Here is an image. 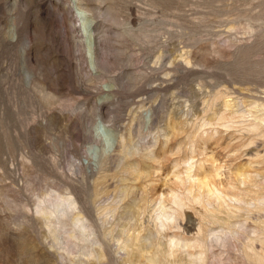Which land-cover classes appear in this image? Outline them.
Here are the masks:
<instances>
[{"label": "rangeland", "instance_id": "rangeland-1", "mask_svg": "<svg viewBox=\"0 0 264 264\" xmlns=\"http://www.w3.org/2000/svg\"><path fill=\"white\" fill-rule=\"evenodd\" d=\"M261 194L264 0H0V264H260Z\"/></svg>", "mask_w": 264, "mask_h": 264}, {"label": "bare ground", "instance_id": "bare-ground-1", "mask_svg": "<svg viewBox=\"0 0 264 264\" xmlns=\"http://www.w3.org/2000/svg\"><path fill=\"white\" fill-rule=\"evenodd\" d=\"M103 144V143H102ZM101 144V145H102ZM189 167H190V165L189 166H187V169L188 170H190L189 169ZM201 168V167H200ZM188 170H187V172H186V174L188 173ZM200 170H202V169H200ZM204 171V170H203ZM139 172V171H138ZM138 172L136 171V173L138 174ZM189 172H191V171H189ZM199 172V171H198ZM197 172V173H198ZM203 173V172H202ZM185 174V175H186ZM200 174V173H199ZM207 174H209V172L208 173H203V174H200V175H197V176H195V178L193 179V181H195V185H196V188H197V192L194 194V196H193V198H196V199H200V200H198L200 203H201V205L204 207V209H206V205H204V202H203V199H204V201H206L207 202V204H209V205H211V203H209V201H218L219 203H218V205L220 206L221 204H222V202H223V204H225L224 203V196H223V194H222V192L220 191V190H218L216 187H215V180H213L212 178H210L209 176H207ZM219 173H218V171L215 173V178H216V176L218 175ZM195 175V174H194ZM188 176V174L186 175V177ZM189 176H191L190 175V173H189ZM188 176V177H189ZM219 176V175H218ZM192 177V176H191ZM218 178V177H217ZM190 179V178H189ZM219 179V178H218ZM188 181V180H187ZM192 181V180H191ZM192 181V182H193ZM221 181V180H220ZM219 181V182H220ZM189 182H190V180H189ZM223 182V181H222ZM225 184V183H224ZM223 184V185H224ZM220 185L222 186V184H221V182H220ZM223 187V186H222ZM188 188V187H187ZM223 189V188H222ZM221 189V190H222ZM124 190V189H123ZM224 190H226V189H224ZM128 190H126V192H127ZM124 192V191H123ZM122 192V194H124ZM97 193V192H96ZM128 194V193H127ZM132 194H135V193H132ZM172 194V193H171ZM190 194V193H189ZM63 195H65V194H63L62 193V196ZM136 195V194H135ZM243 195V194H242ZM51 196V195H50ZM125 196H126V194H125ZM177 196V195H176ZM175 196V194L173 195V196H171L172 197V200H171V202H174L175 201V199L177 200V197ZM179 197V196H178ZM186 197V196H185ZM231 197V196H230ZM48 198H49V196H48ZM61 199V201H64L66 204H67V206H72L73 207V204H74V200H72L71 198H70V196L69 197H60V195L59 196H54L52 199H48V206H44V207H40V206H38V209H39V211L40 212H42V215H44L45 216V218L47 219V217L54 211V208L53 207H55V206H57V205H59V203L58 202H54L56 199ZM180 198H181V196H180ZM179 198V199H180ZM226 198V197H225ZM227 198H228V200L230 199L228 196H227ZM226 198V199H227ZM233 198V197H232ZM236 198V197H235ZM257 199H264V196H263V194H261V196H258V197H256ZM255 198V199H256ZM54 199V200H53ZM43 201V200H42ZM181 201V200H180ZM232 201H234V200H232ZM238 201H240V200H238ZM242 201V200H241ZM41 203V202H40ZM177 203V202H176ZM179 203V202H178ZM178 203H177V205H178ZM41 205V204H40ZM44 205V204H43ZM50 205H53V207H51ZM160 205V204H159ZM179 205H181V204H179ZM126 207V206H125ZM181 207V206H180ZM225 206H223V208H224ZM226 207H227V211H228V206H227V204H226ZM234 207V206H233ZM232 207V208H233ZM79 208V207H78ZM162 208V207H161ZM110 209V208H109ZM112 209V208H111ZM125 209V208H124ZM123 209V211L125 212V210ZM133 209V208H132ZM163 209V208H162ZM81 210V209H80ZM127 210V209H126ZM231 211H232V209H230ZM77 211V210H76ZM128 211V210H127ZM129 211H130V209H129ZM161 211H163V210H161ZM164 212V211H163ZM163 212H161V213H163ZM233 212V211H232ZM129 213V212H128ZM124 214H126V213H124ZM123 214V215H124ZM163 214H166V212L165 213H163ZM160 215H162V214H160ZM159 215V216H160ZM71 216H72V214H71ZM122 216V215H121ZM129 216H131V215H128L127 214V217H129ZM166 216V215H165ZM169 216V215H168ZM80 217V216H79ZM125 217V216H124ZM123 217V218H124ZM126 217V218H127ZM162 217H164V215L162 216ZM167 217V216H166ZM170 217V216H169ZM130 218V217H129ZM81 219V218H80ZM219 219V217H217L216 215H212L211 216V218L209 219V218H207L206 219V224H212V223H215L217 220ZM48 220H50V219H48ZM71 221H72V223H76L77 221H78V218L74 215L72 218H71ZM79 222V221H78ZM227 222V221H226ZM48 223V222H47ZM59 223H60V221H59ZM66 223V222H65ZM64 224V223H63ZM62 225V224H61ZM65 225H67V224H65ZM231 225V224H230ZM64 226V225H63ZM233 226V225H232ZM81 227V226H80ZM228 227V226H227ZM220 228V227H219ZM227 230V229H226ZM218 231H223V230H218ZM212 232V230L210 229V228H208V226H204V228H203V231H202V236H201V239L204 241V244H203V241H201V242H199V240H198V246L200 247L199 249H200V253L202 254V257H201V261H203V256H205V252H206V250L208 249L207 247H208V245H207V243H206V241H205V239H206V237L210 234ZM225 232H227V231H225ZM74 234V233H73ZM216 237V236H215ZM74 238V237H73ZM200 239V238H199ZM196 243H197V241H196ZM169 246H170V243H169ZM245 248H247V249H249L250 251H253V249H252V245L251 244H249V245H247ZM88 251V250H87ZM198 253V252H197ZM154 254V253H153ZM252 254L253 255H250V254H246V255H248L249 257H251V258H254V259H256V258H258L259 256L258 255H255V252L253 251L252 252ZM258 254V253H257ZM199 255V254H198ZM150 257V256H149ZM148 258V257H147ZM199 259V258H198ZM148 260H149V262H150V264H156L158 261H157V259L155 258V259H152V258H148ZM148 262V261H147ZM260 264H264V261H261L260 262Z\"/></svg>", "mask_w": 264, "mask_h": 264}, {"label": "clouds", "instance_id": "clouds-1", "mask_svg": "<svg viewBox=\"0 0 264 264\" xmlns=\"http://www.w3.org/2000/svg\"><path fill=\"white\" fill-rule=\"evenodd\" d=\"M114 129L112 121L97 119L94 123L89 125L86 135L90 137L89 143L83 146L82 155L86 162L93 164V161L100 156L108 157L116 149V143L113 141V133L109 130ZM103 142L104 150L98 148V143ZM96 151H93V150Z\"/></svg>", "mask_w": 264, "mask_h": 264}]
</instances>
